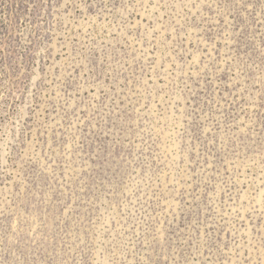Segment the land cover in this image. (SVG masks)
I'll return each mask as SVG.
<instances>
[{"label": "rangeland", "instance_id": "rangeland-1", "mask_svg": "<svg viewBox=\"0 0 264 264\" xmlns=\"http://www.w3.org/2000/svg\"><path fill=\"white\" fill-rule=\"evenodd\" d=\"M0 264H264V0H0Z\"/></svg>", "mask_w": 264, "mask_h": 264}]
</instances>
